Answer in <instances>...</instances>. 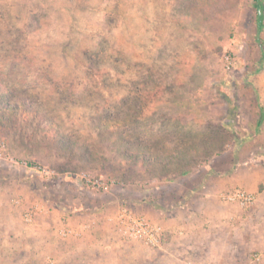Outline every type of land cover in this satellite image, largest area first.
<instances>
[{"label":"rangeland","instance_id":"rangeland-1","mask_svg":"<svg viewBox=\"0 0 264 264\" xmlns=\"http://www.w3.org/2000/svg\"><path fill=\"white\" fill-rule=\"evenodd\" d=\"M256 2L0 0V264L115 256L68 249L56 233L106 227L120 208L163 227H181L171 210L179 222L191 211L220 218L221 247L199 234L158 248L181 261L193 242L216 264H243L263 247L264 196L249 209L216 197L264 191V158L240 148L238 120L264 81ZM145 247L126 255L164 253Z\"/></svg>","mask_w":264,"mask_h":264},{"label":"crops","instance_id":"crops-1","mask_svg":"<svg viewBox=\"0 0 264 264\" xmlns=\"http://www.w3.org/2000/svg\"><path fill=\"white\" fill-rule=\"evenodd\" d=\"M253 87H255L259 91L258 99L256 100V105L254 109L252 110H246L238 113V120H240V130L243 137L242 141L240 142V148L251 150L253 152L258 153L257 161H259L260 158H264V155L260 156V153H264V81L262 79L258 78L256 79L255 83L253 84ZM256 107V108H255ZM251 148L248 149L247 146H250ZM255 160V161H256ZM263 162L264 166V161ZM249 164V161L246 162V164ZM260 166V165H259ZM253 168V166L251 167ZM264 168V167H263ZM262 178H264V173L262 174ZM222 182V181H221ZM246 189V188H243ZM248 191H251L255 194L258 193L256 190L246 189ZM228 192V191H226ZM224 191L217 192V198L219 201L223 204H227L221 200L222 193H226ZM261 195L264 196V191L259 193V198ZM260 199V198H259ZM121 209V208H120ZM120 209L116 211V214L120 211ZM181 209H185L186 207H181ZM206 211V210H205ZM175 211L171 210L167 212V219L169 221H172L174 223H178L181 225V227H165L166 230V247L174 246L175 241H180L179 239L187 238V237H195L196 235L202 234V236H207L209 240L214 243V247H221L223 238L219 235V231L222 227H218L219 224H221L220 218L219 219H213V218H207L205 221L202 220L201 215L198 212L197 214L194 213V211L188 212V214H185L184 219H181L179 222L177 220V214L174 213ZM115 214V215H116ZM115 215L107 216V226L106 227H98L97 224H93V222L84 223L78 227H71L69 230L72 231V234L68 236L67 238H60L65 243H67L68 246H66L68 249L75 250L76 247L80 248H89V249H99L100 247H104L106 249H112L116 250L115 256H104L99 257L97 255H89V256H73L70 260V264H155V263H180L182 262L181 258L179 256L175 255L174 257L169 256L168 252H164V248L162 249H155L156 251H163L161 254V258H150V257H138L133 255H126L127 248L131 245H138L141 247L143 246L140 242H133V241H127L121 237L119 234L116 224L111 221L110 219L114 217ZM213 221V222H212ZM196 223L195 227H187L186 223ZM213 224V225H212ZM94 225L96 227H94ZM186 226V227H185ZM65 226L61 227L64 228ZM67 227V226H66ZM65 227V228H66ZM60 229V228H59ZM59 229H57V233L59 235ZM80 232L85 233L86 236L78 237L76 234H80ZM75 233V234H74ZM60 236V235H59ZM197 240V239H196ZM180 243V242H179ZM66 245V244H65ZM182 247H185V244H179ZM177 245V246H179ZM189 255H191L192 259H195L196 262L199 263H215L220 262L223 263L221 260L212 259V258H200L198 255V251L196 249L198 248V244L195 242L189 244ZM209 245V243H208ZM103 248V249H104ZM196 248V249H195ZM150 250L149 248L145 247V250ZM185 249V248H184ZM146 250V251H147ZM151 251V250H150ZM181 252V251H180ZM166 253V254H165ZM177 256V257H176ZM231 263V262H230ZM216 264V263H215ZM229 264V263H228Z\"/></svg>","mask_w":264,"mask_h":264},{"label":"built area","instance_id":"built-area-1","mask_svg":"<svg viewBox=\"0 0 264 264\" xmlns=\"http://www.w3.org/2000/svg\"><path fill=\"white\" fill-rule=\"evenodd\" d=\"M46 172V171H45ZM47 173V172H46ZM86 182L93 188L107 191L109 186L102 179H87ZM221 200L225 203L237 205L243 209L251 208L257 200V194L243 188L222 193ZM37 208V207H36ZM39 209V208H38ZM37 209V210H38ZM27 221H32V216L26 215ZM116 224L121 237L127 241L140 242L149 248L158 249L163 247L166 241V230L160 223L150 219L146 215L136 214L129 209H121L114 217L110 219ZM59 235L67 238L72 234L68 228H60ZM75 234V233H74ZM79 235V234H76ZM264 258V245L261 249L255 251L253 255L243 264H258ZM181 264H214L199 263L192 259L183 260Z\"/></svg>","mask_w":264,"mask_h":264},{"label":"trees","instance_id":"trees-1","mask_svg":"<svg viewBox=\"0 0 264 264\" xmlns=\"http://www.w3.org/2000/svg\"><path fill=\"white\" fill-rule=\"evenodd\" d=\"M255 5H256L258 17H259V20H258L259 25H260L259 30L261 31L263 28V20H264L263 6L261 5V3H259V0H257ZM257 39L260 41V37H257ZM21 106H23V105H21Z\"/></svg>","mask_w":264,"mask_h":264}]
</instances>
